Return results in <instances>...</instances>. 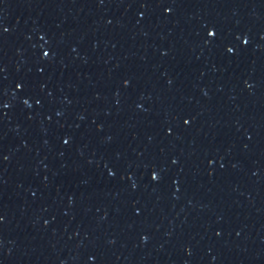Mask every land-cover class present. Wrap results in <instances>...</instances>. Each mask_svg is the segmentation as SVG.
<instances>
[{"label": "water", "instance_id": "1", "mask_svg": "<svg viewBox=\"0 0 264 264\" xmlns=\"http://www.w3.org/2000/svg\"><path fill=\"white\" fill-rule=\"evenodd\" d=\"M0 264H264V0H0Z\"/></svg>", "mask_w": 264, "mask_h": 264}]
</instances>
